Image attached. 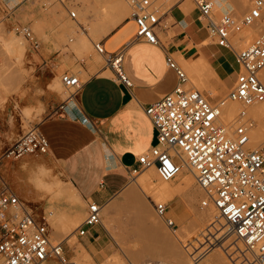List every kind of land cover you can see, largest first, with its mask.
Instances as JSON below:
<instances>
[{"label": "built area", "instance_id": "1", "mask_svg": "<svg viewBox=\"0 0 264 264\" xmlns=\"http://www.w3.org/2000/svg\"><path fill=\"white\" fill-rule=\"evenodd\" d=\"M133 33L121 47L109 52L104 43L94 44L96 53L104 57L116 80L131 86L123 71V53L138 40L150 45L161 41V12L156 0H125ZM203 20L216 45L230 48L239 71L225 98L214 101L208 94L190 87L184 70L172 54L166 63L176 72L178 83L169 93L144 108L155 130V144L138 156V169L154 167L158 178L171 181L185 166L193 175L203 199L201 208L212 206L224 219L228 232L244 245L255 264H264V111L252 114L249 108L264 102V29L245 47L235 46L234 37L264 16V0H240L245 9H215L214 0H190ZM75 12L69 16L75 18ZM15 31L29 41L33 49L39 43L27 25ZM61 82L67 89H78L77 73L65 72ZM189 85V86H188ZM226 100L238 105L236 119L226 124L222 106ZM256 127L263 129L261 138L252 140ZM255 143L257 145L255 146ZM48 144L37 127L13 141L1 154L7 163L26 154L46 153ZM158 216L169 227H176L167 217V202H154ZM102 207L87 201L85 215L75 230L82 237L87 229L101 223ZM51 211L28 208L13 189L0 179V264H83L66 255L65 239L54 241L50 224ZM199 257V256H198ZM196 257L195 259L197 260ZM198 261V260H197ZM132 264V263H126Z\"/></svg>", "mask_w": 264, "mask_h": 264}, {"label": "crops", "instance_id": "2", "mask_svg": "<svg viewBox=\"0 0 264 264\" xmlns=\"http://www.w3.org/2000/svg\"><path fill=\"white\" fill-rule=\"evenodd\" d=\"M97 1L106 5L118 2ZM224 1V9H245L240 0ZM126 22L127 17L112 26L106 35H112ZM160 25L164 41L161 40L158 45H150L138 40L123 53V71L131 86L126 87L117 81L109 67L94 62L93 58H81L82 76H86L81 86L65 99L56 114L37 126L48 144L46 157L57 167L62 178V187L66 188L52 205L60 211L70 213L74 209L82 214L85 213L87 201L98 203L102 209L106 204L109 206L105 215L101 211V223L88 228L84 236H75L72 242L66 238V255L75 258L84 249L83 252L91 259L86 264H109L112 260V264H161L169 261L168 253L176 255L171 243L166 245L165 241L162 242L165 234L158 228L160 225H154V222L140 214L142 211L146 215L151 212L145 203L139 206L132 204L133 202L121 203L115 199L117 195L124 194L130 180L129 171L140 168L138 156L147 153L156 141L155 130L144 112L145 106L171 92L178 83L176 72L166 63V55H174L179 64L191 63L202 56L203 72L206 71L207 74H193L198 81L201 77L200 85L204 87L206 83L207 87L216 91L230 89L239 71L234 52L211 41L203 20L190 0H176L172 3L165 10ZM77 49L78 47L75 50ZM202 78L206 80L205 83ZM203 90L207 93L206 86ZM16 192L19 198L28 197L34 203L50 205L49 201L46 203L41 199L40 192L28 183L27 177L18 182ZM65 192H69V196H78L77 200H71V196ZM187 195L192 201L198 197L190 196V190ZM130 204L135 210L138 209L135 213L138 215H135L138 228L135 230L136 239L131 236L136 243L128 247L126 244L130 237H127L128 230L121 224L123 219L119 211L131 207ZM46 206L41 207L47 209ZM139 215H143L142 219ZM102 219H106L108 229ZM148 223L157 228L155 238L159 239L151 244L143 239L145 231H139L142 226V229L149 226ZM129 232H134L133 227H130ZM70 246L74 248L71 249ZM178 261L179 264H184L181 259ZM213 264L222 262L214 261Z\"/></svg>", "mask_w": 264, "mask_h": 264}, {"label": "rangeland", "instance_id": "3", "mask_svg": "<svg viewBox=\"0 0 264 264\" xmlns=\"http://www.w3.org/2000/svg\"><path fill=\"white\" fill-rule=\"evenodd\" d=\"M175 1L176 0H156L155 5L161 7V12H164ZM217 1L218 0H215L216 5ZM14 2L15 0H0V35L2 36V38H9L12 33L16 34L24 41L26 52L25 56L22 57V62L16 60L15 57H12L9 60V62L11 63V68L0 79V103H2V105H0V156L13 141L26 134L27 131H29L31 128L37 127L46 118H49L52 115L56 114L57 111L61 108V105L63 104L65 99L72 95L75 89H66L61 82V75L63 73L68 72L74 74L78 72V74H81L79 75L80 81L83 82L86 76H82L83 69L80 66V64H82L83 62L82 59L93 58L94 62H98L100 65H105L104 57L96 53V51L94 50L95 43H104L105 49L107 48V51L112 52L121 47V45L126 40H128L129 37H131V34L134 31L132 27V32L127 39L124 37L125 40H122L124 39L122 38L119 41H116V43L114 42L112 44L111 40L120 33L119 30H122V28L119 27L112 35H106L112 26L128 16L129 7L125 0H123V4L125 5L124 12L125 14H127L123 15V12L118 13V19H112V16L110 17L111 12L113 11V14L115 12V6L113 7V9L112 3H115L116 1L110 3V5H106L102 2L100 3L97 0H16V2ZM221 5H223V2L221 3ZM126 6L128 7V10L125 9ZM192 6L194 7L193 4ZM215 8H217V6H215ZM70 11H74L76 13L75 18H71L69 16ZM262 22L264 23V16L262 21H258L256 24L251 25L250 27L243 28L242 31L234 37L235 39L241 36L243 40V44L237 45L239 46V48L245 47L253 40H255V38L260 33V30L264 29V25L262 24ZM77 23H80V28L88 35L90 39V41H88L85 38V41L88 42L84 43V45L81 46V49L79 50L71 48L72 42L70 41H74L76 37H78L77 35L80 34V31L76 26ZM35 24L38 25V31H40L39 33L43 37H41L34 29ZM168 24L169 23L167 22L166 25ZM18 25H27L30 27L39 43L37 49H33L29 41L26 40L19 32L15 31V27H17ZM251 31L253 32L252 34ZM117 32L119 33L117 34ZM245 37H247L248 39L246 40ZM42 39H46V41H43ZM164 39V37H161L162 41H164ZM211 41L213 42L212 38ZM235 42L236 40L233 42L234 45H236ZM64 55H68L69 57L67 59L69 60L67 64H65L66 61L64 59ZM7 62L8 60L5 59L0 52V66ZM179 66L183 69L181 65ZM196 85L199 86L198 83H196ZM200 87H202L200 89H204L202 85ZM208 90L207 93L204 90H202V92L208 94L214 101H216L225 98L229 91V88L223 92L218 90L216 91L212 87H209ZM38 161L40 162L42 167L46 168V170L50 172V177L53 176L52 179L50 178L51 180H62V178L59 176L57 167L51 161H49V159L46 157V153L26 154L20 159L8 161L7 163L0 160V179L6 182L17 195L16 187L18 185V182L20 180H25L27 177V173L24 170L25 167L31 168L33 166L34 168H37L38 166L35 165V162ZM146 169H143L138 174H133V176L130 177L127 187L124 190V194L116 196L115 199L117 201L126 203L133 202L137 196L143 198L139 189L135 187L133 182L134 179L137 178ZM183 171L173 180L167 181L170 187L175 188L181 182L180 180H182L185 174L191 173L187 169H184ZM24 173L26 174L24 175ZM155 175L158 178L156 172ZM195 186L196 183L195 181H193L191 187ZM187 192L188 190L186 189L178 190L170 198V201L167 202L168 210L166 216L173 220L176 225V227L174 228L169 227L162 219V222H160L161 220L158 218V215L154 209V202L159 203L165 201L154 200L151 196L144 198L146 200L144 201L145 204L149 207L152 213L146 215V218L149 219L151 217L150 221L153 223L155 222V220L152 219H155L154 217L156 216V218L159 219L160 222V226L158 228H160L164 232L165 239L168 238L166 239V242L170 239L169 241L172 244L173 250L175 252L177 251L175 248L180 246L178 247L179 251H177L179 252V254L177 252L176 255L168 253L169 261H163L161 264H179L178 260L180 259L184 262V264H213L214 261L219 263L222 262V264H255L253 255L250 252L244 250V245L241 243V241L237 240L235 235H231V233L228 232V229H226L228 233H225L224 231L222 232L214 230V236H208L211 237L210 243L207 241H203L201 244L196 245V248H193L194 250L190 247L191 241L195 240L194 232H197L196 229L198 230L201 227L197 225L199 224L197 221H195V223H192L194 221L193 218H195V215L197 214L196 211L200 212L204 208H201L200 206V202L203 199V196L198 195L197 200L192 201L189 199V197H187ZM40 197L46 203L49 201V195L47 194H41ZM20 199L24 201L28 208H32L34 211L40 212L42 209L41 206H46V204H41L39 202L34 203L28 197ZM46 208L48 209L49 206H46ZM133 209L134 207L131 206L119 211L122 214L121 217L123 219V222H121V224L124 225L125 229L128 230L127 237H130V240L127 241L126 244V246L128 247L136 243L135 241H132V238L136 239L137 236L135 231V209ZM57 212L59 213L61 211L57 210ZM216 212L217 211L214 208L211 209V214L217 216L218 214ZM83 218L84 213L81 216L79 223L83 220ZM190 219H192L193 221H191ZM188 225H192L191 227H195L196 229H193L192 231V228H190V226L188 227ZM130 227H133L134 229V232L132 234H130L129 232ZM151 227L153 226H145L143 229L141 228L140 231L144 233V231H148L147 229H150ZM76 228L77 227L73 228V230L70 232L71 235H75ZM155 229V232L157 234V228L155 227ZM51 233L54 238V234L52 231ZM145 234L143 239L148 244L159 240L155 238L154 235L151 236ZM214 237L216 238L214 239ZM175 239L176 241L178 240L177 242L180 245H177ZM65 240L66 241L64 242V244L68 246L67 239L65 238ZM236 242H238L241 249L235 247ZM70 248L72 249L74 247L70 246ZM229 248H231L232 252L227 253L228 250L230 251ZM236 250L239 251L235 252ZM241 250L244 252H242ZM185 252L187 253V256L185 255ZM245 253L246 256L244 257ZM188 254L190 255V257ZM248 254H250V256ZM196 257H198V261L195 259ZM81 263L86 264L85 260Z\"/></svg>", "mask_w": 264, "mask_h": 264}, {"label": "bare ground", "instance_id": "4", "mask_svg": "<svg viewBox=\"0 0 264 264\" xmlns=\"http://www.w3.org/2000/svg\"><path fill=\"white\" fill-rule=\"evenodd\" d=\"M218 1H219V3H218ZM217 1V5H216V2H215V0H214V5L215 6H217V8H215L218 12H221L223 9H224V7H225V5H226V3H225V1L224 0H218ZM223 2V5H221V3ZM15 3V2H14ZM110 5V4H109ZM113 5V6H112ZM112 8L115 6V12H114V14L112 13L113 11L112 10H110V11H112L111 12V15H110V17L112 16V19H114V18H117L118 19V17H117V14L118 13H121V11H122V9H124V4H123V0H118V2H115V3H112ZM162 6H164V5H162ZM110 7V6H109ZM128 7L126 6V10H128L127 9ZM161 8V7H160ZM111 9V8H110ZM124 11V10H123ZM122 11V12H123ZM123 15H126L125 14V12H123L122 13ZM122 15V16H123ZM75 17H76V14H75ZM120 18H121V16H120ZM80 24V23H79ZM79 24L77 23V27H78V29H79V31H80V34L79 35H77L78 37H76V39L74 40V41H72V40H70L72 43H71V48H77L78 47V49L77 50H79V49H81V46H83L84 45V43H86V42H88V41H90V39H89V37H88V35L80 28V26H79ZM262 24L264 25V23L262 22ZM132 27H133V25H132V22L131 21H128V22H126V23H124L123 24V26H121V28H122V30H119L120 31V33L119 32H117V36L115 37V38H113L112 40H111V44L112 43H116V41H119L120 39H122V38H128L129 36H130V34H131V32H132ZM259 27H261V26H259ZM259 27H257V28H259ZM253 28V27H252ZM34 29L37 31V33L41 36V37H43L39 32L40 31H38L39 30V27H38V25L37 24H35L34 25ZM249 29H251V28H249ZM256 29V28H255ZM254 29V30H255ZM253 30V31H254ZM249 33V32H248ZM253 32L251 31V34H252ZM250 34V33H249ZM250 34V35H251ZM132 35V34H131ZM247 35V34H246ZM244 36V35H243ZM88 40V41H85L86 39ZM125 38L124 39H122V40H125ZM244 38V37H243ZM246 38V40L248 39L247 37H245ZM115 40V41H114ZM236 40V45L235 46H237V45H239V44H243L242 42H243V40H242V38H241V36H239V38H235L234 40H233V42ZM85 41V42H84ZM113 41V42H112ZM245 43V42H244ZM118 44V43H117ZM67 46H68V44H67ZM66 46V47H67ZM67 49V48H66ZM65 49V50H66ZM107 49V48H106ZM0 52H1V54L3 55V57L5 58V59H7L8 60V62L7 63H5V64H2L1 66H0V79L8 72V70L11 68L10 66H11V63L9 62V60L12 58V57H15L16 58V60H18L19 62H22L23 60H22V57L23 56H25V52H26V47H25V43H24V41L19 37V36H17L16 34H14V33H12L11 34V36L9 37V38H2V36L0 35ZM199 53V52H198ZM200 54V53H199ZM177 57H178V55H177ZM202 57V56H201ZM201 57H199V58H197V59H195V60H193V61H191V63H189V62H183L182 64H179V65H181L182 67H183V69H184V71H185V73L187 74V78H188V82H189V84H190V86L191 87H193V88H195V89H198V90H200V91H202L203 89H200V88H202V87H200L201 85L199 84V81H201L200 79H201V77L200 78H198L199 79V81L197 80V78H196V76H195V74H193V72L194 73H196L198 76H199V74L201 75V74H203V75H206L207 73H205V72H203L204 71V62H203V60H202V58ZM69 57H68V55H64V59H65V64H67V62H69V60H67ZM25 59V58H24ZM209 68V67H208ZM205 70H206V68H205ZM208 70H210V69H208ZM208 70H207V72H208ZM263 72H264V68L262 69V75H263ZM205 73V74H204ZM77 74H78V72H77ZM195 76H193V75ZM197 76V77H198ZM204 77V76H203ZM193 78V79H192ZM263 78H264V76H263ZM217 80V79H216ZM202 81L204 82H206V80L204 79L203 80V78H202ZM218 81V80H217ZM204 82V83H205ZM196 83H198L200 86H197L196 85ZM219 83H221V82H219ZM205 86L207 87V84L205 83ZM205 86H204V88H205ZM209 88V87H208ZM208 88H206V90H208ZM67 89V88H66ZM210 90V89H209ZM208 90V91H209ZM210 92H212V91H210ZM211 94V93H210ZM0 105H2V103H0ZM262 111H264V102L263 103H261V104H257V105H254V106H252V107H250L249 108V112L250 113H254V114H256V116L257 115H260V113L262 112ZM237 113H238V105L236 104V103H233V102H231V101H229V100H226L225 102H224V104H223V106H222V117L224 118V120H225V123L226 124H231V123H233L234 121H235V119H236V115H237ZM262 134H263V129L262 128H260V127H256L255 129H254V131H253V136H252V140H254L255 142H257L260 138H261V136H262ZM257 145V143H255V146ZM29 163V162H28ZM27 165V164H26ZM29 165V164H28ZM35 165H37L38 167L36 168H34L33 166L31 167V168H26L25 167V171H26V173H27V180H28V183H30L38 192H40L41 194H47V195H49V202H50V205H49V210L51 211V215H50V218H51V221H50V224H51V228H52V232H53V234H54V238H53V240L54 241H60V240H62V239H65V238H67V239H71V242H72V240H74L75 239V235L74 234H70V232L73 230V228H75V227H77L78 226V224H80L79 223V220H80V218H81V216L83 215L80 211H77V210H72L70 213H68V212H66V211H61V212H57V208L55 207V206H53L52 205V203L57 199H59L58 197H60L61 195H62V190L64 191V189H66V188H63L62 186V181L61 180H55V179H53V180H51L52 179V177H50V172H48L47 170H46V168H44V167H42L41 166V164H40V162L38 161V162H35ZM184 169H187L185 166L181 169V171L179 172V174L178 175H180L181 173H182V171L184 170ZM188 170V169H187ZM24 171V172H25ZM186 171V170H185ZM184 172V171H183ZM26 173H24V175L26 174ZM185 174V173H184ZM177 175V176H178ZM176 176V177H177ZM182 176H183V174H182ZM156 177V175H155V172H154V167H149V168H147L146 170H144L137 178H135L134 179V185H135V187H137L138 189H139V191H140V193H141V195H142V197L143 198H141V197H136L135 199H134V201H133V203L132 204H134V203H136V204H139V206L140 205H142V204H144L145 202L144 201H146L144 198H147V197H149V196H151V197H153V199L154 200H162V201H165V202H168V201H170V198L173 196V194L174 193H176L178 190H181V189H186V190H190V192H192V195H190V196H197V195H201V196H203L202 195V193H201V191H200V189L197 187V185L195 186V187H191L192 186V184H193V181H195L194 180V177H193V175H192V173H190V174H185L184 176H183V178H182V180H180L181 182L175 187V188H172V187H170L169 186V184L167 183V181H162V180H160V179H158L157 177ZM51 178V179H50ZM64 183V182H63ZM133 185V184H132ZM64 186H65V183H64ZM63 188V189H62ZM68 190H69V188H68ZM70 191V190H69ZM129 191V190H128ZM135 192V191H134ZM66 194H68V196H69V192L67 193V192H65ZM131 193H133V192H131ZM77 194V193H76ZM71 196V200H77V197L78 196H75V195H70ZM69 196V197H70ZM132 196V195H131ZM189 196V195H188ZM187 196V197H188ZM193 196V197H194ZM46 197V196H45ZM68 197V198H69ZM191 198V197H190ZM67 199V198H66ZM65 199V200H66ZM69 199V200H70ZM193 199V198H192ZM149 200V199H148ZM197 200V199H196ZM194 201V200H193ZM79 202V201H78ZM77 202V203H78ZM81 203V205H83L82 204V202H80ZM85 204H86V202H85ZM135 204V206H137ZM131 205V204H130ZM132 206V205H131ZM142 207V206H141ZM144 207V206H143ZM146 207V206H145ZM109 208V206H107V204H106V206H104L103 207V209H102V214H104L105 215V213L107 212V209ZM137 208H139V207H137ZM57 209V210H56ZM135 209V208H134ZM133 209V210H134ZM211 209H213V207L210 205V206H208L207 208H204V209H202V211H200V212H198V211H196L197 212V214L195 215V218H193L194 219V221L192 220V219H190L191 221H193V223H195V221H197L199 224H197L198 226H201L198 230L194 227V228H192L190 225H188V227L190 226V228H192V231H193V229H196V231L197 232H194L195 233V235H194V241H191V243H190V247L193 249H195L196 248V245H199V244H201L203 241L204 242H209L210 243V241H211V237H213L214 236V230L215 231H224L225 233H228L227 232V228H226V224H225V221H224V219H222L221 217H219L218 215L216 216V215H214V214H211ZM138 210V209H137ZM141 210V209H140ZM145 210H147L146 208H145ZM198 210V209H197ZM59 211V210H58ZM137 211L135 210V213H136ZM148 212V211H147ZM140 212H138V214H139ZM146 212H143L142 211V213H140V214H143V215H141V216H143V217H147V216H145L146 214H145ZM148 213H151V212H148ZM217 213V212H216ZM152 214V213H151ZM84 215H85V213H84ZM135 215H137V214H135ZM138 216V215H137ZM140 216V215H139ZM140 216V218L142 219V217ZM155 216V215H154ZM150 217V216H149ZM153 217V216H152ZM151 218V217H150ZM149 218V219H150ZM155 219H152V220H155V224L154 225H158V224H160V222H162V220L164 221V219H162L160 216H158V218L161 220L160 222H159V219H157L156 218V216L154 217ZM107 220H108V218H106ZM106 219H102V222L105 224H103L104 226H106ZM139 219V218H138ZM136 220V219H135ZM189 220V221H190ZM137 221V220H136ZM150 221V220H149ZM196 222V223H197ZM111 223V222H110ZM137 223V222H136ZM164 223V222H163ZM146 225V224H145ZM148 225L150 226L151 224H149L148 223ZM161 225H163V224H161ZM207 225V226H206ZM72 226H73V228H72ZM142 226V225H141ZM194 226V225H193ZM107 227V226H106ZM137 227V226H136ZM143 227V226H142ZM141 227V228H142ZM145 227V226H144ZM138 228V227H137ZM141 228L139 229V231L141 230ZM154 229H152V227H151V231L149 232V231H147V232H145V233H147V234H149V235H154V237L157 235L156 234V229H155V227H153ZM190 228H188V229H190ZM107 229H108V227H107ZM109 230H110V227H109ZM108 230V231H109ZM138 230V229H137ZM147 230H150V229H147ZM111 231V230H110ZM109 231V232H110ZM191 231V230H190ZM181 232V231H180ZM112 233V232H111ZM139 233V232H138ZM137 233V234H138ZM141 233H143V232H141ZM140 233V234H141ZM144 233V234H145ZM186 233V232H185ZM191 233V232H190ZM113 234V233H112ZM180 234V233H179ZM113 235H116V234H113ZM146 235V234H145ZM174 235V234H173ZM209 235H211V237H208ZM227 235V234H226ZM232 235V234H231ZM139 236V235H138ZM143 236V235H142ZM178 236V235H177ZM184 236H188V235H184ZM192 236V235H191ZM234 236V235H233ZM53 237V236H52ZM115 237V236H114ZM117 237V236H116ZM175 237V236H174ZM231 237V236H230ZM113 238V237H112ZM181 238H183V237H181ZM216 237H214V239H215ZM113 239H115V238H113ZM166 239H168V238H166ZM166 239L164 240H162V242L163 241H165V244L166 245H168L169 243H170V239L169 240H167V242L169 241V243H167L166 242ZM178 239V238H177ZM189 239H191V238H189ZM232 239V238H231ZM116 240V239H115ZM114 240V241H115ZM174 240V239H173ZM66 241V240H65ZM69 241V240H68ZM175 241H176V239H175ZM178 241V240H177ZM176 241V242H177ZM180 241V240H179ZM230 241V240H229ZM116 242V241H115ZM118 242V241H117ZM70 243V242H69ZM119 244V243H118ZM117 244V245H118ZM121 244V243H120ZM179 243L177 242V245H178ZM180 245V244H179ZM170 246H172V244L170 245ZM225 246V245H224ZM167 247V246H166ZM178 247H180V246H178ZM178 247H176L175 249L177 250V251H179L178 249ZM235 247L236 248H239V249H241V247H240V245L238 244V242H236L235 243ZM234 247V248H235ZM163 248V247H162ZM171 247H169V249H170ZM185 248V247H184ZM232 248V247H231ZM231 248H229L230 249V251L228 250L227 251V253L228 252H232L231 251ZM168 249V248H167ZM183 249V248H182ZM193 249V250H194ZM233 249V248H232ZM84 250V249H83ZM83 250L81 249V251H82V253L80 254V255H78L77 257H75L77 260H79V261H81L82 259H84V260H86L85 262H87V261H91V259H90V257L85 253V252H83ZM164 250V249H163ZM171 250H172V248H171ZM186 250V249H185ZM234 250V249H233ZM245 250V249H244ZM166 251V250H165ZM176 251V252H177ZM182 251H184V250H182ZM187 251V250H186ZM192 251V250H191ZM190 251V252H191ZM226 251V250H225ZM237 251H239V250H236L235 252H237ZM242 251V250H241ZM173 252V251H172ZM189 252V253H190ZM242 252H244V251H242ZM178 254H179V252H177ZM181 253V252H180ZM224 253V252H223ZM191 254V253H190ZM183 255H184V252H183ZM185 255L187 256V253L185 252ZM189 255V254H188ZM226 255V254H225ZM242 255V254H241ZM249 256H250V254H248ZM248 255H247V257H248ZM180 256V255H179ZM246 256V253L244 254V257ZM189 257H190V255H189ZM74 258V259H75ZM75 259V260H76ZM184 259V258H183ZM244 259V258H243ZM249 259V258H248ZM84 260H82V261H84ZM254 260V259H253ZM81 261V262H82ZM107 262H109V260L107 261ZM112 262H113V260H112ZM112 262L111 263H109V264H112ZM115 262H116V259H115ZM115 264V263H114ZM118 264V263H117Z\"/></svg>", "mask_w": 264, "mask_h": 264}]
</instances>
